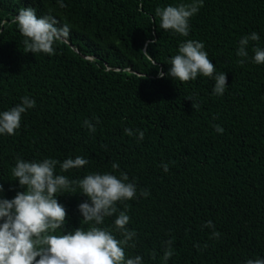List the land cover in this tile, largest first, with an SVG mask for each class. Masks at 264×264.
<instances>
[{
	"label": "trees",
	"instance_id": "1",
	"mask_svg": "<svg viewBox=\"0 0 264 264\" xmlns=\"http://www.w3.org/2000/svg\"><path fill=\"white\" fill-rule=\"evenodd\" d=\"M64 3L61 8L57 0H0V111L23 96L36 101L14 135L0 136L3 195L11 199L25 190L12 176L17 157L82 156L87 165L67 172L57 166L56 173L76 181L95 172H124L137 185L136 198L117 202L130 217L126 227L136 233L125 245L126 258L140 255L143 264H245L264 257V64L251 59L254 47H264V0ZM180 3L199 9L187 37L160 28L156 14ZM23 7L69 25L55 54L28 52L13 22ZM253 31L260 41L249 42L248 58L237 56L239 40ZM186 40L202 41L215 72L226 73L223 96L213 93L209 77H159ZM86 120L95 132L84 126ZM126 128L142 130L144 139L127 135ZM72 187L75 192L57 194L68 211L59 234L91 226L78 210L87 197ZM114 219L106 217L100 227L123 240ZM208 221L214 227H206Z\"/></svg>",
	"mask_w": 264,
	"mask_h": 264
},
{
	"label": "clouds",
	"instance_id": "2",
	"mask_svg": "<svg viewBox=\"0 0 264 264\" xmlns=\"http://www.w3.org/2000/svg\"><path fill=\"white\" fill-rule=\"evenodd\" d=\"M61 8L66 7L64 0H57ZM195 4H169L157 8L160 17L159 27L187 37L190 32V18L198 12ZM22 36L23 44L28 52L33 54H55L54 45L65 39L70 32L66 23L52 14L38 15L33 7H23L18 11L13 21ZM259 33L243 36L239 40L237 56L248 58L247 47L250 41H260ZM155 43V41H153ZM202 41L186 40L181 42L176 54L170 57L167 73L159 70L160 78H171L187 82L196 80L198 76L214 80L213 93L223 96L228 87L225 72H215V65L208 58ZM252 62L264 64V47L253 48ZM244 63V59L240 61ZM36 106V101L30 96H23L15 106L0 111V136L14 135L21 127V118L28 110ZM98 122V121H97ZM84 126L95 132V126L88 120ZM216 131L223 133L224 129L216 125ZM129 136L138 133V139H144V132L126 128ZM88 164L82 156L67 158L63 161L54 158L27 161L16 158L12 176L18 181L20 188L16 195L6 198L3 185H0V264H143L140 255L127 257L125 245L135 235V231L126 226L130 221L126 211H119L117 202L132 200L137 197V185L130 182L127 173L119 176L111 172H95L84 178L72 181L62 174L56 173L59 166L61 172L79 169ZM161 167L169 170L167 163ZM113 169H119L118 163L112 164ZM76 185L87 200L78 205L84 224L91 226L85 230L81 227L73 231L59 234L65 224L68 211L58 202V193L65 190L75 192ZM147 191L140 195L147 196ZM118 213V215H117ZM114 227L124 236L118 240L108 228L100 227L106 217H113ZM206 227H214L208 221ZM213 235L219 237L218 232ZM170 243V242H169ZM171 256L166 252L165 259ZM245 264H264V257L247 259Z\"/></svg>",
	"mask_w": 264,
	"mask_h": 264
},
{
	"label": "water",
	"instance_id": "3",
	"mask_svg": "<svg viewBox=\"0 0 264 264\" xmlns=\"http://www.w3.org/2000/svg\"><path fill=\"white\" fill-rule=\"evenodd\" d=\"M76 50V49H75Z\"/></svg>",
	"mask_w": 264,
	"mask_h": 264
}]
</instances>
